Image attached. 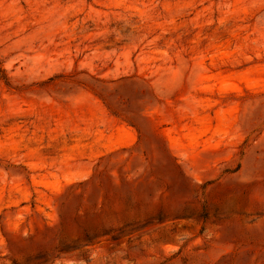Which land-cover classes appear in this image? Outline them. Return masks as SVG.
<instances>
[{
  "label": "rangeland",
  "instance_id": "rangeland-1",
  "mask_svg": "<svg viewBox=\"0 0 264 264\" xmlns=\"http://www.w3.org/2000/svg\"><path fill=\"white\" fill-rule=\"evenodd\" d=\"M0 264H264V0H0Z\"/></svg>",
  "mask_w": 264,
  "mask_h": 264
}]
</instances>
